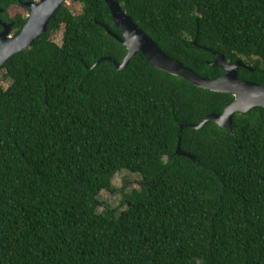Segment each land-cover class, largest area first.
Wrapping results in <instances>:
<instances>
[{
  "label": "trees",
  "instance_id": "trees-1",
  "mask_svg": "<svg viewBox=\"0 0 264 264\" xmlns=\"http://www.w3.org/2000/svg\"><path fill=\"white\" fill-rule=\"evenodd\" d=\"M0 19L17 34L27 17ZM168 57L222 76L214 51L264 84V0H117ZM0 68V264H264V108L213 122L227 93L195 87L126 48L103 0H69ZM1 31V27H0ZM61 32L60 44L52 35ZM195 42V44H194ZM4 83L7 84L4 87ZM141 177L116 189L115 174ZM125 209L98 212L101 192ZM118 213V214H116Z\"/></svg>",
  "mask_w": 264,
  "mask_h": 264
},
{
  "label": "water",
  "instance_id": "water-1",
  "mask_svg": "<svg viewBox=\"0 0 264 264\" xmlns=\"http://www.w3.org/2000/svg\"><path fill=\"white\" fill-rule=\"evenodd\" d=\"M68 0H31L27 2L19 1V4L28 9L27 19L21 30L13 35L11 29L13 24H7L0 19V68L15 54L27 50L33 42L46 32L47 26L55 14L56 10ZM110 11L112 20L121 37L111 33L106 26L94 19V23L102 27L109 36L126 48V55L122 62L118 64L113 58H103L101 61L109 60L113 63L117 71L125 69L131 58L139 52L146 63L152 68L164 71L170 75L188 81L195 87L209 90L216 93H227L233 96V101L228 103L222 114H211L204 120L194 125H181L178 127V143L175 150L176 156L189 158L193 162L195 157L184 153L180 147V135L184 128L198 130L207 122H213L224 130H231L232 118L235 113H248L255 107L264 108V84L258 85L254 82L241 80L238 78L239 68L252 71L242 61L233 63L226 62L224 57L214 51V60L211 66L219 65L223 70L222 76L209 80L198 76L192 70L186 68L176 60L166 56L122 9L117 0H103ZM2 0H0V3ZM2 10L0 9V13ZM195 44V42H194Z\"/></svg>",
  "mask_w": 264,
  "mask_h": 264
},
{
  "label": "rangeland",
  "instance_id": "rangeland-1",
  "mask_svg": "<svg viewBox=\"0 0 264 264\" xmlns=\"http://www.w3.org/2000/svg\"><path fill=\"white\" fill-rule=\"evenodd\" d=\"M71 10H73L78 5L73 4L72 2H69V0L65 3ZM17 12H23L27 17V12H25L23 9H20L18 7H12L8 10V13L10 16H14ZM52 40L60 44L61 40V32H57L52 35ZM7 84L4 83V87H6ZM141 181V177L136 174H131L127 171H122L114 175L112 179L113 186L120 190L124 189L125 191H131L134 188H139ZM98 212H101L106 206H109L111 208H118V212H121L125 209V205L122 204V197L119 193L116 194H109L107 192H101L98 196ZM118 214V213H116Z\"/></svg>",
  "mask_w": 264,
  "mask_h": 264
}]
</instances>
